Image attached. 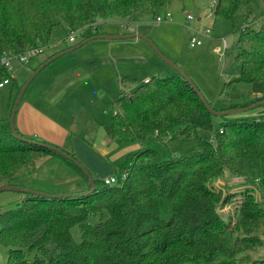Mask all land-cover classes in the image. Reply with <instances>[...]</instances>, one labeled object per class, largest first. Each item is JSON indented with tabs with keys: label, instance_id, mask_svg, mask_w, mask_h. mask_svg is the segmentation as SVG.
<instances>
[{
	"label": "trees",
	"instance_id": "trees-1",
	"mask_svg": "<svg viewBox=\"0 0 264 264\" xmlns=\"http://www.w3.org/2000/svg\"><path fill=\"white\" fill-rule=\"evenodd\" d=\"M172 1L0 0V59L48 45L61 21L76 31L98 17L155 16ZM212 13L230 20L239 13L247 23L238 28L239 73L232 81L250 84L252 102L263 100L264 22L252 27L254 16L244 0H214ZM10 78L0 62V82ZM120 84L105 131L117 146L139 144L122 165L128 176L121 184L89 191L88 178L71 160L44 144L15 138L0 117V185L42 156L64 159L86 181L67 197L23 193L16 207L0 212V241L9 246L6 264H264V258L247 253L261 242L264 224V120L223 115L213 139L200 138L197 129L212 130V114L180 75L140 84L123 76ZM176 129L195 134L197 146L165 157L155 145ZM226 175L240 176L247 185L232 220L220 211L232 196L229 188L223 193L214 186ZM75 225L78 241L70 233Z\"/></svg>",
	"mask_w": 264,
	"mask_h": 264
},
{
	"label": "rangeland",
	"instance_id": "rangeland-1",
	"mask_svg": "<svg viewBox=\"0 0 264 264\" xmlns=\"http://www.w3.org/2000/svg\"><path fill=\"white\" fill-rule=\"evenodd\" d=\"M213 1L173 0L157 12L164 16L169 11L172 17L159 23L155 22V16L147 12L137 14L134 20L118 16L90 19L76 31H70L63 21L57 23L43 52L26 62L16 58L11 60L9 73L13 78L0 86V117L9 127L11 101L19 90L18 86L47 55L73 47L95 31L111 35L140 33L148 37L165 57L184 71L212 109L226 110L249 105L256 97L250 84L232 81L239 73L236 60L238 28L247 23L239 13L232 20L208 17L207 13L213 11ZM244 1L251 9V16H254L252 27L259 28L264 22V0ZM187 13L193 16L188 22L185 19ZM205 28L210 29V34L200 35V45L189 46V36ZM70 35L72 40H69ZM221 36L226 39L227 47L224 55L219 57L213 46L220 44ZM172 75H177L176 70L144 39H90L58 56L33 77L18 104L15 130L19 136L30 141L54 145L73 154L89 171L94 186L102 188L104 178L124 169L122 165L128 154L138 149L135 143L117 146L105 131L113 115V101L122 89L120 79L123 76L133 77L136 84H140L145 76L150 79ZM30 106L39 109L41 121L34 118L30 121ZM226 117L264 120V104L227 114ZM212 120V130L197 129V136L213 139L224 118L212 115ZM171 135H166L163 142L155 145L165 157L180 155L197 146L198 140L193 133L181 134L176 129ZM6 182L51 194L74 193L86 185L83 175L64 159L47 156L36 158L34 164L24 166ZM214 186L223 193H227L225 189L229 188L228 193L232 196L220 211L225 220H232L242 197L241 192L247 185L240 176L226 175L225 181L216 180ZM253 194L256 197L257 191ZM23 195L16 190L0 191V212L16 207ZM105 215L98 214L92 220L95 222ZM70 233L74 240L80 239L77 225L70 229ZM258 237L261 242L247 251L253 259L264 258V224L258 230ZM8 250L9 246L0 241V264L7 263ZM33 254L34 251L28 252L30 257Z\"/></svg>",
	"mask_w": 264,
	"mask_h": 264
},
{
	"label": "water",
	"instance_id": "water-1",
	"mask_svg": "<svg viewBox=\"0 0 264 264\" xmlns=\"http://www.w3.org/2000/svg\"><path fill=\"white\" fill-rule=\"evenodd\" d=\"M132 37H136V38H141L144 39L145 41H147L152 47L153 49L158 53V55L172 68H174L177 72L178 75H180L185 81H187L188 83H190L191 87L193 88V90L195 91L196 95L198 96V98L204 103L206 109L212 114V115H217V116H223V115H227V114H232V113H236V112H240V111H244L247 110L249 108L264 104V99L263 100H259V101H255L250 103L249 105L246 106H242V107H234L231 109H226V110H215L212 109L209 104L205 101L204 97L202 96V94L200 93V91L197 89V87L193 84V82L191 81V79L184 73V71L172 60L168 59L167 57H165L154 45L153 43L150 41V39L140 33H131V34H117V35H111V34H96V35H92L84 40H82L81 42H79L78 44L74 45L73 47H70L68 49L59 51L55 54H53L52 56H50L49 58L45 59L44 61H42L31 73V75L26 79V81L21 85V87L19 88L16 97L14 99L11 111H10V117H9V129L12 133V135L24 142H32V143H40V142H33L30 141L28 138H24L21 137L17 134L16 130H15V126H14V118H15V114L18 108V104L21 100V97L26 89V87L28 86V84L30 83V81L33 79V77L38 73V71L43 68L45 65H47L49 62H51L52 60H54L55 58H57L58 56L69 52L77 47H79L80 45L84 44L85 42H87L90 39L93 38H107V39H119V38H132ZM40 144H44V146L52 149L53 151H56L57 153H59L61 156L65 157L66 159L71 160L75 165H77L82 172L86 175V177L88 178L89 184H90V189L89 191H93L95 186H94V179L92 178V176L90 175L89 171L74 157H72L69 153H67L66 151H64L61 148H58L54 145H50V144H46V143H40ZM2 190H16L18 192L21 193H29V194H36V195H43V196H47V197H52V198H60V197H67L69 195H75V193H45L39 190H35L32 188H28V187H24V186H15V185H9V184H2L0 185V191Z\"/></svg>",
	"mask_w": 264,
	"mask_h": 264
},
{
	"label": "built area",
	"instance_id": "built-area-1",
	"mask_svg": "<svg viewBox=\"0 0 264 264\" xmlns=\"http://www.w3.org/2000/svg\"><path fill=\"white\" fill-rule=\"evenodd\" d=\"M213 4H214V1L212 2V5ZM207 16L208 17H213L212 11L208 12ZM171 17H172V13L169 12V11H166L164 16H161V15H159L157 13L154 18H155V22L159 23L163 19L171 18ZM192 18H193V16L190 13H187L185 15L186 22H188ZM209 34H210V29L209 28H205L204 30H196L194 33H192L189 36V46L194 47V46L200 45L202 43L200 35H206L207 36ZM72 39H73V37L70 35L69 36V40H72ZM46 46L47 45H41V44L38 43L36 45H33V46L27 47L25 49H22L21 51L15 53V54H11V55L4 54L1 57L0 62L2 64H4L5 66H7V68L10 70L12 68L11 67V60L13 58H16L20 62H26L30 58H32L33 56L37 55L38 53L43 52V50L46 48ZM226 47H227V41H226V39L223 36H221L220 37V44L214 45L213 46V51L216 54H218L219 57H222L224 55ZM148 80L149 79L145 78V79L142 80V83H147ZM8 82H9L8 79H3L0 82V86H3L5 83H8ZM168 137H169V135H168ZM127 176H128V169L124 168L121 171H119L118 174L105 177L103 182L106 185L121 184L127 178Z\"/></svg>",
	"mask_w": 264,
	"mask_h": 264
},
{
	"label": "crops",
	"instance_id": "crops-1",
	"mask_svg": "<svg viewBox=\"0 0 264 264\" xmlns=\"http://www.w3.org/2000/svg\"><path fill=\"white\" fill-rule=\"evenodd\" d=\"M136 16V15H135ZM134 16V17H135ZM134 17L132 18V20H134ZM103 32H100V34H102ZM45 59V58H44ZM44 61V60H43ZM145 78H147L148 79V77H143L142 79H141V81L143 80V79H145ZM30 110H31V115H30V121H32V119L34 118L35 120H39V121H41L40 120V118H41V116H40V111H39V109L36 107V106H30ZM29 121V123H31ZM23 122H25V121H23ZM27 123H24V125H26ZM136 147H139V144L138 143H135L134 144ZM134 145H131V146H134Z\"/></svg>",
	"mask_w": 264,
	"mask_h": 264
}]
</instances>
